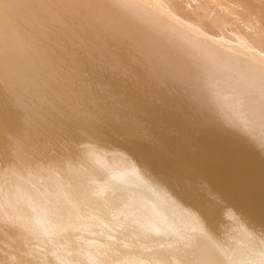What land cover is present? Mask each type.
Segmentation results:
<instances>
[{"label":"bare ground","instance_id":"6f19581e","mask_svg":"<svg viewBox=\"0 0 264 264\" xmlns=\"http://www.w3.org/2000/svg\"><path fill=\"white\" fill-rule=\"evenodd\" d=\"M182 2L0 0V264H261L264 0Z\"/></svg>","mask_w":264,"mask_h":264},{"label":"rangeland","instance_id":"374dc122","mask_svg":"<svg viewBox=\"0 0 264 264\" xmlns=\"http://www.w3.org/2000/svg\"><path fill=\"white\" fill-rule=\"evenodd\" d=\"M186 0H184V2H185ZM184 2H182V3H184ZM183 6H184V8H186V6H185V4H183ZM182 18V20L179 22V24L180 25H182V26H185V27H187L186 26V13L183 15V17H181ZM230 23H233V22H230ZM229 23V26L231 25ZM232 26V28H235V27H238L239 28V33H241V34H243V33H247V31H251L253 34H255L254 32H256V33H258V31H261L262 32V29H261V27L260 26H257V29H256V27L255 26H235V25H231ZM206 27H208V29L209 30H213V31H215V30H217L218 28L216 27V26H206ZM223 28H228V26H222ZM237 29V28H236ZM204 36L206 37V38H208V40H213V37L212 36H210V35H205L204 34ZM257 36H259V37H261L262 36V38L264 39V32L263 33H261V34H258ZM213 41H215V40H213ZM217 42V41H216ZM218 43V42H217ZM223 202H221L220 204L222 205V206H220V209H223V210H231V212L234 214V215H237L238 216V214L230 207V206H225V205H223L222 204ZM239 218V217H238ZM109 225V227L111 228V227H113V225L111 224H108ZM106 230H108V228L106 229ZM116 231H118L117 230V228H112V229H110L109 231H106L105 232V235H106V238L108 239V238H115V235H114V232H116ZM2 248V246H1V244H0V249ZM35 251H37V253L38 254H42V252H41V250H38V249H34ZM9 254V253H8ZM5 256V255H4ZM8 256V255H7ZM7 256H5L4 257V259L2 258V260H3V262H2V264H14V262H12V260L10 259V258H8ZM53 264H62V263H59V262H54Z\"/></svg>","mask_w":264,"mask_h":264},{"label":"snow or ice","instance_id":"6c2138e0","mask_svg":"<svg viewBox=\"0 0 264 264\" xmlns=\"http://www.w3.org/2000/svg\"><path fill=\"white\" fill-rule=\"evenodd\" d=\"M259 258H260L261 264H264V249L260 250Z\"/></svg>","mask_w":264,"mask_h":264}]
</instances>
